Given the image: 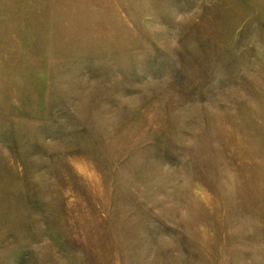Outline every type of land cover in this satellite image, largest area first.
<instances>
[{
    "label": "rangeland",
    "instance_id": "obj_1",
    "mask_svg": "<svg viewBox=\"0 0 264 264\" xmlns=\"http://www.w3.org/2000/svg\"><path fill=\"white\" fill-rule=\"evenodd\" d=\"M0 264H264V0H0Z\"/></svg>",
    "mask_w": 264,
    "mask_h": 264
}]
</instances>
